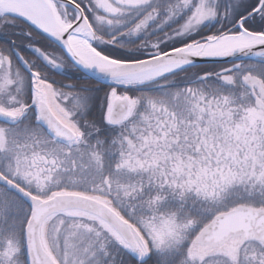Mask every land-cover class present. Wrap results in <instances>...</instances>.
<instances>
[{
	"label": "snow or ice",
	"instance_id": "1",
	"mask_svg": "<svg viewBox=\"0 0 264 264\" xmlns=\"http://www.w3.org/2000/svg\"><path fill=\"white\" fill-rule=\"evenodd\" d=\"M0 264H264V0H0Z\"/></svg>",
	"mask_w": 264,
	"mask_h": 264
}]
</instances>
